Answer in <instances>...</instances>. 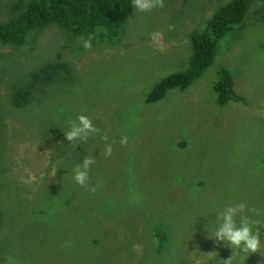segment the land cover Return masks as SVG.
Listing matches in <instances>:
<instances>
[{
    "label": "rangeland",
    "instance_id": "374dc122",
    "mask_svg": "<svg viewBox=\"0 0 264 264\" xmlns=\"http://www.w3.org/2000/svg\"><path fill=\"white\" fill-rule=\"evenodd\" d=\"M18 1L29 0H0V22L23 9ZM228 1L132 7L119 36L95 38L91 49L56 24L29 33L23 45L0 42V264L5 255L4 264H118L127 255L131 264H216L207 260L210 251L223 264L232 249L210 237L217 213L244 203L245 215L264 221V0H253L242 23L218 40L212 64L191 85L146 102L158 81L188 67L189 33ZM51 60L68 65L69 79L14 108L13 88ZM220 69L238 95L223 105L214 89ZM80 114L101 133L67 141L69 121ZM86 156L96 162L81 186L73 169ZM59 191L71 204L37 216ZM157 223L169 225L172 236L163 255L146 261ZM260 232L261 252L245 264H264V227ZM91 234L96 250L85 246Z\"/></svg>",
    "mask_w": 264,
    "mask_h": 264
},
{
    "label": "trees",
    "instance_id": "16d2710c",
    "mask_svg": "<svg viewBox=\"0 0 264 264\" xmlns=\"http://www.w3.org/2000/svg\"><path fill=\"white\" fill-rule=\"evenodd\" d=\"M252 1L229 0L205 20L200 29L192 30L189 33L191 56L188 67L183 71L170 73L158 81L147 94L146 102L158 101L169 89L186 88L191 85L212 64L217 52L218 40L242 23ZM22 5H24L23 9L15 17L0 22L1 43L23 45L29 33L42 30L48 24H56L74 38H87L93 35L102 41L113 42L124 30L133 7L132 0H29L15 3L16 7ZM69 75L70 69L65 62L51 60L41 64L29 71L23 85L13 88L11 105L16 109L28 107L35 99L36 91H42L45 85L56 81H67ZM214 89L220 105L237 99L238 95L233 89L231 76L226 69L219 70ZM81 192L79 191L78 194ZM65 193L66 191L52 192L47 201L34 212L37 216H50L56 211V206L64 210L65 205L71 204L70 198L66 197ZM34 212H29V215H34ZM171 236L169 225L153 224L151 233L153 239L149 241L153 243V249L147 247L146 261L147 254L153 257L163 255ZM98 244V240L94 239L92 234L85 239V246L91 249L96 250ZM127 257L128 262L118 264H131L132 256L127 255ZM6 258L5 255L1 263L4 264Z\"/></svg>",
    "mask_w": 264,
    "mask_h": 264
},
{
    "label": "clouds",
    "instance_id": "9594fccd",
    "mask_svg": "<svg viewBox=\"0 0 264 264\" xmlns=\"http://www.w3.org/2000/svg\"><path fill=\"white\" fill-rule=\"evenodd\" d=\"M132 5L135 9L141 12H150L157 7H164V0H132ZM95 39L93 35H89L87 39L82 38V44L85 49L92 48V40ZM70 129L64 132L67 141H82L86 142L91 135L100 134L101 130L96 127L92 119L85 115L80 114L75 121H69ZM101 139L107 141L106 134L101 135ZM121 144H127V137L123 136L120 140ZM112 145L107 144L104 149V155L106 157L112 154ZM93 156H86L83 158V162L77 164L73 169V179L81 186H87L89 180V171L91 165L95 163ZM95 191V187L89 189ZM246 205L244 203H238L235 205L227 206L222 212L217 213L216 216V228L211 238H214L217 243L224 242L225 246L232 249V255L228 259H221L223 264H233L235 256L241 255L240 264H245L246 259L252 253L261 252V232L260 228L264 227V221L258 219H252L248 215H245ZM248 212L253 213L256 216L261 215L260 211L255 208H248ZM239 215V222H237V216ZM259 226V227H258ZM154 243H158L154 241ZM219 253L217 251H210L206 253L207 260L215 261L216 264H220V260H217Z\"/></svg>",
    "mask_w": 264,
    "mask_h": 264
}]
</instances>
